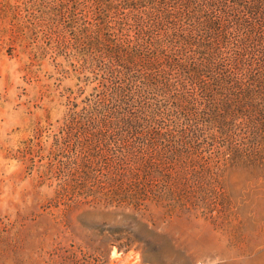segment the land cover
I'll return each instance as SVG.
<instances>
[{
	"label": "trees",
	"instance_id": "trees-1",
	"mask_svg": "<svg viewBox=\"0 0 264 264\" xmlns=\"http://www.w3.org/2000/svg\"><path fill=\"white\" fill-rule=\"evenodd\" d=\"M18 1L81 85L53 159L71 181L141 207L264 150V0Z\"/></svg>",
	"mask_w": 264,
	"mask_h": 264
},
{
	"label": "rangeland",
	"instance_id": "rangeland-1",
	"mask_svg": "<svg viewBox=\"0 0 264 264\" xmlns=\"http://www.w3.org/2000/svg\"><path fill=\"white\" fill-rule=\"evenodd\" d=\"M18 4L0 0V264H264V150L196 168L197 192L141 207L53 165L81 85Z\"/></svg>",
	"mask_w": 264,
	"mask_h": 264
}]
</instances>
